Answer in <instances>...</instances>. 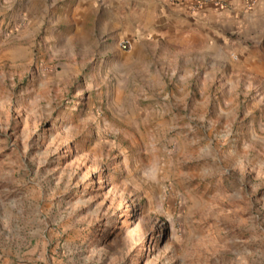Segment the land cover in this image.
<instances>
[{
  "label": "rangeland",
  "instance_id": "1",
  "mask_svg": "<svg viewBox=\"0 0 264 264\" xmlns=\"http://www.w3.org/2000/svg\"><path fill=\"white\" fill-rule=\"evenodd\" d=\"M67 2L0 0V264H264V18Z\"/></svg>",
  "mask_w": 264,
  "mask_h": 264
},
{
  "label": "crops",
  "instance_id": "2",
  "mask_svg": "<svg viewBox=\"0 0 264 264\" xmlns=\"http://www.w3.org/2000/svg\"><path fill=\"white\" fill-rule=\"evenodd\" d=\"M33 0H30L32 2ZM68 7L74 3H80L87 7L99 4L106 10H126L131 14L127 19H135L143 23L146 17H150V12L155 13L159 27L180 28L181 30H197L205 36L212 35L216 41H222L228 36L236 33L249 31L257 18H264L256 9L249 12L245 11L242 0H225L223 7H217L213 3L205 4L198 9H194V4L188 0H67ZM259 1V6L264 7V0ZM255 6V5H254ZM135 12V15L132 14ZM254 12V13H253ZM140 23V24H141ZM247 33V34H246Z\"/></svg>",
  "mask_w": 264,
  "mask_h": 264
},
{
  "label": "built area",
  "instance_id": "3",
  "mask_svg": "<svg viewBox=\"0 0 264 264\" xmlns=\"http://www.w3.org/2000/svg\"><path fill=\"white\" fill-rule=\"evenodd\" d=\"M181 2L184 1H188V0H180ZM193 4H194V9H198L199 7L208 4V3H213L215 4L217 7H221L223 6L225 3V0H190ZM119 48H121L122 50H126L128 47V43L126 41H121L120 43H118Z\"/></svg>",
  "mask_w": 264,
  "mask_h": 264
}]
</instances>
